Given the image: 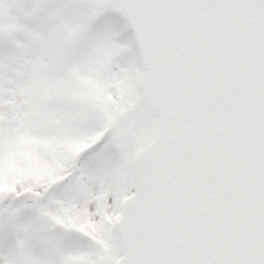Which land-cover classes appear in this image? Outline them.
<instances>
[{
	"label": "snow or ice",
	"instance_id": "6c2138e0",
	"mask_svg": "<svg viewBox=\"0 0 264 264\" xmlns=\"http://www.w3.org/2000/svg\"><path fill=\"white\" fill-rule=\"evenodd\" d=\"M0 264H264V0H0Z\"/></svg>",
	"mask_w": 264,
	"mask_h": 264
}]
</instances>
